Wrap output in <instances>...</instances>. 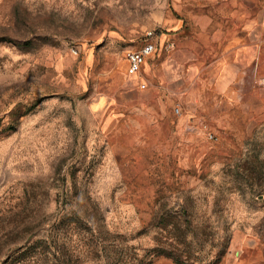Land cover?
Wrapping results in <instances>:
<instances>
[{
	"label": "rangeland",
	"instance_id": "1",
	"mask_svg": "<svg viewBox=\"0 0 264 264\" xmlns=\"http://www.w3.org/2000/svg\"><path fill=\"white\" fill-rule=\"evenodd\" d=\"M233 5L264 0H0V264H264V51L143 93Z\"/></svg>",
	"mask_w": 264,
	"mask_h": 264
},
{
	"label": "crops",
	"instance_id": "2",
	"mask_svg": "<svg viewBox=\"0 0 264 264\" xmlns=\"http://www.w3.org/2000/svg\"><path fill=\"white\" fill-rule=\"evenodd\" d=\"M208 38L210 42L207 40L204 46L195 45L193 53L190 52L188 40H182L169 54V59L156 67V72H151L155 68L147 65L145 79L148 86L143 91L145 97L157 98L158 104L164 100L166 105L172 100V90L182 87L187 75L197 76L205 68L217 73L215 82L222 85L231 83L233 86L240 84L242 74L256 71L262 58L264 9L245 10L233 5L232 13L218 21L215 32L208 34ZM158 119L172 120L171 112L159 113Z\"/></svg>",
	"mask_w": 264,
	"mask_h": 264
},
{
	"label": "built area",
	"instance_id": "3",
	"mask_svg": "<svg viewBox=\"0 0 264 264\" xmlns=\"http://www.w3.org/2000/svg\"><path fill=\"white\" fill-rule=\"evenodd\" d=\"M151 36V35H150ZM155 52V46L151 42H145L137 50H129L126 52L125 59L127 62V74L129 76L137 75L142 66L145 64L146 60L152 56ZM144 89L145 85H141Z\"/></svg>",
	"mask_w": 264,
	"mask_h": 264
},
{
	"label": "trees",
	"instance_id": "4",
	"mask_svg": "<svg viewBox=\"0 0 264 264\" xmlns=\"http://www.w3.org/2000/svg\"><path fill=\"white\" fill-rule=\"evenodd\" d=\"M160 256L166 257L171 259L176 264H184V262L181 260L180 257L176 256L174 253H171L169 251L165 250H157L156 254L152 255L150 260L147 262V264L151 263L154 258H158ZM209 264H212V262H208Z\"/></svg>",
	"mask_w": 264,
	"mask_h": 264
}]
</instances>
